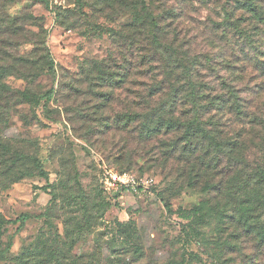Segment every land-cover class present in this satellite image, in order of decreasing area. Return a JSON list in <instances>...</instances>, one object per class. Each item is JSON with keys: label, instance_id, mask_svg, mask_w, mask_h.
<instances>
[{"label": "rangeland", "instance_id": "obj_1", "mask_svg": "<svg viewBox=\"0 0 264 264\" xmlns=\"http://www.w3.org/2000/svg\"><path fill=\"white\" fill-rule=\"evenodd\" d=\"M247 1L255 0H0V87L24 94L0 98V250L11 246L0 264H224L220 245L237 225L252 236L239 238L234 264H264V190L252 183L247 195L238 179L231 205L226 187L211 197L170 152L181 133L148 132L138 116L168 89L164 69L178 72L180 95L189 94L190 72L211 93L228 73L250 85L264 13L257 22ZM157 39L188 67L169 68ZM181 99L189 105L182 96L175 105ZM100 163L154 184L105 193ZM252 172L259 180L255 164ZM194 208L201 222L190 239L178 213ZM23 213L24 225L6 223ZM247 217H256L250 227ZM119 222L133 224L131 237Z\"/></svg>", "mask_w": 264, "mask_h": 264}, {"label": "trees", "instance_id": "obj_2", "mask_svg": "<svg viewBox=\"0 0 264 264\" xmlns=\"http://www.w3.org/2000/svg\"><path fill=\"white\" fill-rule=\"evenodd\" d=\"M259 2L260 0L250 3L247 1L248 9H245L246 12L255 16L257 22L259 14L264 13V6L258 5ZM151 19L154 20L155 27L160 26L158 20H155L154 17ZM255 26L254 36L256 41L251 44L253 47L251 59L253 60L254 76L250 80V85L243 86L242 83H239L238 77L228 73L220 79L221 91L211 93V89H213L211 84L205 90H202L200 85L195 86L192 73L189 71V74H184L190 86L189 94L180 95V88H178L179 77L173 81L175 74H178V72L174 68L164 69L166 71L165 82L168 84V89H164L156 107H151L138 115L142 121L145 120L148 132L154 133L165 128L175 132L179 131L181 134L176 135L177 138L168 143V147L171 153H178L179 158L185 161L188 169L187 180H189V184L190 181L202 178L205 186L204 190L211 197L216 195L217 191H222L223 187L228 188L225 193L229 199L228 205L233 202L234 185L238 179L243 182L245 189H247L245 192L247 195H250L248 189L252 183L264 190V24L260 22L256 23ZM154 37L158 38V35L154 34ZM156 44L161 53H166L164 56L169 68L177 61H179L178 66L183 70L188 67L186 63H183L184 57L178 55V48L165 45L158 39ZM207 62L212 69L211 61L207 60ZM13 93L24 96L19 91L13 92L11 89L1 85L0 98L10 96ZM53 93L52 90L46 96L50 98ZM178 96L187 99L189 105L182 101L183 99L175 105ZM252 151L256 155L258 154L256 161L250 159L247 155ZM253 164L260 170L261 177L259 180L257 179L258 174L252 172ZM117 171L121 173L128 172V170L119 169ZM185 175L186 173L177 174V180L183 182L181 179ZM100 185L106 193L101 181ZM76 192L78 194L76 197L79 200L81 199L80 203L85 205L84 195L76 190L73 192L69 191V194H75ZM256 195H260V192L256 193ZM249 206V212H257L260 209L256 203H252ZM87 207L90 209L92 206L87 204ZM231 213L237 214L235 209L230 211V216ZM199 214L200 209L198 208L183 209L178 213L180 220L178 225L190 239L188 229L196 230V225L201 222ZM255 218L247 217L244 220L246 221L245 224H249L248 226L250 227L248 222L255 220ZM29 219L30 216L23 213L17 219L8 220L6 223L20 222L21 225H24ZM234 219L235 217L232 215L231 220L233 221ZM118 226L125 227L127 234L131 237L132 230H134L131 222H119ZM242 227L245 228L247 226L237 225L234 227V233L230 234V237H237L233 240L229 237L220 245L224 248L221 249L223 251L221 254L223 255L225 251L226 256H228V259L224 260V264H234L236 261L234 254L236 253V247L239 246V238L241 236H252V233L249 232L250 229L245 233H240ZM3 233L2 228H0V236ZM229 246L230 250L226 251L225 248ZM10 250L11 246H7L6 250H0V256L10 252ZM135 251L137 254L142 252L139 247L135 248ZM18 257V259L24 260V253ZM129 261L128 264H130Z\"/></svg>", "mask_w": 264, "mask_h": 264}, {"label": "built area", "instance_id": "obj_3", "mask_svg": "<svg viewBox=\"0 0 264 264\" xmlns=\"http://www.w3.org/2000/svg\"><path fill=\"white\" fill-rule=\"evenodd\" d=\"M100 181L107 191L117 189H132L134 191H146L154 184V179L150 177H136L128 172H119L114 168L100 163Z\"/></svg>", "mask_w": 264, "mask_h": 264}]
</instances>
